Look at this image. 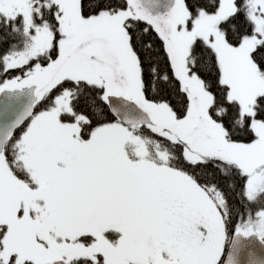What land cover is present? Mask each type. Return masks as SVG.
<instances>
[{"label": "snow or ice", "instance_id": "1", "mask_svg": "<svg viewBox=\"0 0 264 264\" xmlns=\"http://www.w3.org/2000/svg\"><path fill=\"white\" fill-rule=\"evenodd\" d=\"M0 264H264V0H0Z\"/></svg>", "mask_w": 264, "mask_h": 264}]
</instances>
